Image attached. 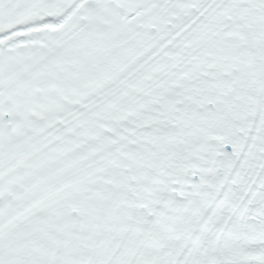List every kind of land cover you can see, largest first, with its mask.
Wrapping results in <instances>:
<instances>
[{
    "label": "snow or ice",
    "instance_id": "snow-or-ice-1",
    "mask_svg": "<svg viewBox=\"0 0 264 264\" xmlns=\"http://www.w3.org/2000/svg\"><path fill=\"white\" fill-rule=\"evenodd\" d=\"M0 264H264V0H0Z\"/></svg>",
    "mask_w": 264,
    "mask_h": 264
}]
</instances>
